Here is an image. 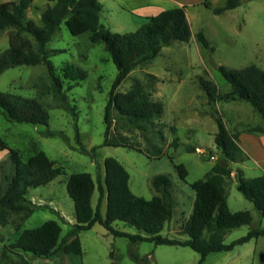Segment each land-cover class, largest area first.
<instances>
[{"label": "rangeland", "instance_id": "rangeland-1", "mask_svg": "<svg viewBox=\"0 0 264 264\" xmlns=\"http://www.w3.org/2000/svg\"><path fill=\"white\" fill-rule=\"evenodd\" d=\"M9 1L14 0H0V3ZM205 2L212 7H223L225 0H100V23L112 32L135 31L147 17L183 6L192 32L187 42L164 47L155 59L136 66L118 87L119 92H127L137 85L151 100L161 101L164 105L161 117L141 130L112 111L113 123L106 145H103L104 111L117 69L103 44L90 42L89 32L72 36L62 23L46 45L50 60L62 79L61 95L66 97L65 100L55 94L44 65L13 67L0 75V92L35 99L48 114V124L42 126L9 121L0 111V142L16 150L23 161L43 151L61 170L50 183L28 190L26 199L35 206L29 218L11 214L7 222L0 225V264H20L25 256L15 254L7 247L15 242L22 230L36 228L45 221L54 220L60 225L59 245L69 240L75 212L66 190L67 179L71 174L86 172L97 185V180L102 182L106 157L117 159L126 168L131 191L145 199L159 195L152 187L155 176L169 178L172 217L160 235L186 240L188 236L183 234L182 228L192 214L195 201L190 185L207 177L214 162L221 157L214 143L215 119L218 117L230 132L240 133L239 144L243 150L241 159L230 163L232 174L224 178L228 207L233 212L248 211L252 217L251 225L229 230L224 241L230 243L253 227L264 228V215H260L237 191L235 178L237 171L246 178L264 175V135L246 133L248 127L264 125V121L243 101L209 102L200 86L202 79L216 86L220 94L229 92L230 86L217 70L220 66L241 69L255 65L264 71V0H244L237 8L220 15L206 8ZM53 5L48 0H33L25 12V21L32 20L41 26L42 12ZM199 31H203L215 48L214 52L205 49L197 40ZM13 32H16L14 28L0 32V53L8 48V38ZM68 66L80 69L85 79L78 84L63 79V71ZM73 113L77 116L76 121ZM49 133L54 136H48ZM178 165L187 172L184 180L176 170ZM12 173L8 150L0 149V182L5 184L4 177ZM97 198L96 189L92 196L93 207ZM105 205L104 199L103 215ZM113 227L143 235L122 222L113 223ZM76 234L82 246L81 255L58 250L48 258L29 256L30 263L137 264L131 259L130 251L147 258L148 264H197L198 261V254L187 247L152 242L131 244L128 238L115 237L99 224ZM206 261V264H264V238L236 246L225 256H211Z\"/></svg>", "mask_w": 264, "mask_h": 264}, {"label": "trees", "instance_id": "trees-1", "mask_svg": "<svg viewBox=\"0 0 264 264\" xmlns=\"http://www.w3.org/2000/svg\"><path fill=\"white\" fill-rule=\"evenodd\" d=\"M32 1L0 3V32L6 28L16 30L9 35L8 48L0 53V75L13 67L44 65L55 94L65 100L66 97L61 95L62 79L46 49L47 43L64 23L72 36L89 32L91 43H102L104 51L117 69L104 111L106 127L103 145L107 144L108 132L113 123L112 111H116L120 118L141 130L161 117L164 111L161 101L151 100L137 85L127 92H119L118 87L136 66L155 59L162 48L175 42H187L191 38V26L185 6L162 10L147 17L146 22L135 31L120 34L100 23V0H48L54 5L42 12L41 26L32 20L25 21V12ZM242 1L244 0H225L223 7H212L209 2H205L204 6L212 9L215 15H220L237 8ZM23 34L30 36L32 40ZM196 38L205 49L211 53L215 51L203 31H199ZM217 70L230 86V91L220 94L216 86L201 79L200 86L209 102L243 101L264 121V71L255 65L241 69L220 66ZM63 79L78 84L85 79V75L80 69L68 66L63 71ZM65 108L69 110L68 106ZM0 111L6 119L18 124H48V114L35 99L0 92ZM73 116L76 121V114L73 113ZM215 123L217 131L214 143L221 157L214 162L207 177L195 180L190 185L195 193V201L192 214L182 228L183 234L188 236L186 240L169 239L160 235L166 222L172 217L169 178L165 175L155 176L152 187L159 195L145 199L131 191L126 168L117 159L106 157L103 160L102 182L97 180V185L91 174L86 172L71 174L67 179L66 190L73 201L75 212V224L68 241L59 245L61 227L57 221L48 220L36 228L22 230L15 242L7 248L15 254L25 256L20 264H31L29 256L48 258L58 250L64 254L79 256L82 254V246L76 233L90 230L95 224H99L115 237L128 238L131 244L152 242L155 245L187 247L198 254L197 264H203L210 254L230 252L236 246L264 238V228L253 227L244 236L230 243L224 241L229 230L251 225L252 217L248 211L230 210L224 187V178L233 172L230 163L238 162L243 155L239 144L240 133L230 132L219 117L215 119ZM77 127L75 124L76 138L79 137ZM246 133L264 135V125L248 127ZM48 136L54 134L49 133ZM62 138L66 139L64 136ZM0 149L8 150L13 166V173L4 177L5 184L0 182V225H4L11 214H23L26 219L29 218L35 211V206L26 199L28 190L50 183L61 174V170L43 151H38L23 161L16 150L1 142ZM176 170L184 180L187 176L184 167L178 165ZM235 178L237 191L252 203L260 215H264V175L246 178L241 171H237ZM96 189L98 198L93 207L92 196ZM104 199L106 205L103 215L101 205ZM115 222L133 226L143 235L117 230L113 227ZM130 257L137 264L149 262L133 251H130Z\"/></svg>", "mask_w": 264, "mask_h": 264}, {"label": "crops", "instance_id": "crops-1", "mask_svg": "<svg viewBox=\"0 0 264 264\" xmlns=\"http://www.w3.org/2000/svg\"><path fill=\"white\" fill-rule=\"evenodd\" d=\"M227 254V252H220V253H215V254H210V255H208L207 257H206V260L208 259V258H210L211 256H216V257H221V256H225ZM205 260V262L203 263V264H206V261Z\"/></svg>", "mask_w": 264, "mask_h": 264}, {"label": "water", "instance_id": "water-1", "mask_svg": "<svg viewBox=\"0 0 264 264\" xmlns=\"http://www.w3.org/2000/svg\"><path fill=\"white\" fill-rule=\"evenodd\" d=\"M212 64L214 67H216V63L214 62V60H212Z\"/></svg>", "mask_w": 264, "mask_h": 264}]
</instances>
